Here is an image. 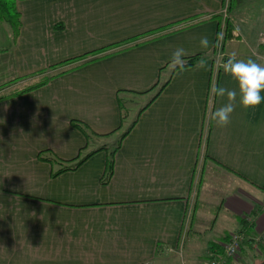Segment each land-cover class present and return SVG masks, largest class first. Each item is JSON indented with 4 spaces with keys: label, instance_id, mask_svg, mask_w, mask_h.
<instances>
[{
    "label": "crops",
    "instance_id": "1",
    "mask_svg": "<svg viewBox=\"0 0 264 264\" xmlns=\"http://www.w3.org/2000/svg\"><path fill=\"white\" fill-rule=\"evenodd\" d=\"M15 6L22 24L16 44L0 21V264H184L189 241L191 264H204L209 244L239 228V219L252 220L254 235L264 232V101L244 110L237 99L226 128L210 120L226 102H213L211 88L235 87L221 63L233 52L264 63V0H17ZM225 6L228 34L218 48ZM193 17L184 29L19 92L50 65ZM204 36L207 49L199 43ZM177 46L186 57L202 55L206 67L170 74ZM118 94L124 105L131 96L151 97L115 152L108 182L101 181L107 151L52 177L60 165L38 153L51 150L66 161L87 153L72 120L97 135L119 134ZM216 177L224 183L213 208L221 236L202 246L208 229L202 223L215 214L205 186ZM263 260L261 244L224 264Z\"/></svg>",
    "mask_w": 264,
    "mask_h": 264
},
{
    "label": "trees",
    "instance_id": "2",
    "mask_svg": "<svg viewBox=\"0 0 264 264\" xmlns=\"http://www.w3.org/2000/svg\"><path fill=\"white\" fill-rule=\"evenodd\" d=\"M16 1L17 0H0V21L8 27L12 44H16L18 37H19V34H20L21 25H22L21 24V15L15 6ZM194 19L195 18L193 17V18L181 20V21L173 23L171 25H168V26L162 27L160 29L154 30L152 32H148V33H145L142 35H137L135 37L129 38V39L124 40L122 42H119L115 45H112L110 47L102 48V49L96 50L94 52L87 53V54H85L79 58L71 59L69 61H65L63 63L56 64L53 66L52 69L45 70V71H39L38 73H36L34 75V77L39 78V79H35L32 83L25 85L22 88V90L20 89L19 92L21 93L24 90L35 89V88H38L40 86H43L52 77L60 75V74L66 72L68 70L81 67L87 63L94 61V60L108 56L111 53L127 50L130 48L136 47V46L140 45L141 43H144V42H147V41H150L153 39H158L160 37L172 34L178 30L184 29L187 26H190L192 24V22L194 21ZM56 28H61V26L56 25ZM227 31H228V28L225 24L224 38H226V36L228 34ZM218 39H219V32L217 35V40ZM185 59L187 60V67H189V66H193V65L197 64L201 59H204V57L202 55H193L190 57H186ZM70 64H72V66H69L70 68H66L64 70L58 69L60 66L70 65ZM47 71L51 72V73H47ZM166 83H167V81L163 82L161 84V86L155 92V94L151 97L149 102H151L159 94L160 90L163 88V86ZM116 99H117V102L119 105L121 119L123 120L126 117V113H125L126 107H125L124 103L122 102V99L119 96V94L117 95ZM136 120H137V118H135L131 122L129 127L122 134L119 135V138L113 147H109V144L107 143V141H104L103 143H98V144L95 143L96 138H105L106 139L110 136L109 134L108 135H97V134L91 132L89 130V128L84 123L77 121V120H72L71 125L74 128H76L77 130H79L84 135V137L86 139V145L82 148V150L90 147L89 151L83 155H78L74 159L66 161V160L59 159L57 156L54 155V153L51 150H44V151H40L38 153V159L42 160V161H46L50 164H59L60 165V167L57 170H55L54 172H52V174H51L52 177H55L63 171L76 170L87 158H89L91 155H93L94 153H96L98 151H107L108 157H107V161H106V170H105L103 179L101 180L102 184H106L108 182V180L110 179L112 173H113L114 154L118 150V148L120 147L122 139L127 135L129 130L135 124ZM252 228H253L252 220H250V219H239V228L234 230V232H238V233H241L243 235V239L241 241L240 251L245 246L252 248V246H253L252 243H254L253 239H252V237L254 236ZM228 237H229V234L225 235L222 240L212 241L209 244L208 249H207L206 254H205L204 264H210L211 260L213 258H215L214 254L225 255L223 248L221 246V243L227 241ZM260 245L261 244H258L257 247H259ZM240 251H239V253H240ZM210 252H212L213 254L210 255ZM229 258L230 257H225L224 263ZM251 264H264V260L260 261L259 263L253 262Z\"/></svg>",
    "mask_w": 264,
    "mask_h": 264
},
{
    "label": "clouds",
    "instance_id": "3",
    "mask_svg": "<svg viewBox=\"0 0 264 264\" xmlns=\"http://www.w3.org/2000/svg\"><path fill=\"white\" fill-rule=\"evenodd\" d=\"M200 47L207 49L210 46V41L207 36L201 37ZM219 46V40L216 45ZM188 55L182 46H177L171 53L168 63L170 74L180 76L187 68ZM206 63L201 59L198 64V69H204ZM223 72L235 84L234 88L225 86H213L211 95L213 102L217 98L225 99L226 102L210 113V120L215 122L217 128H226L231 122L232 113L237 107V99L239 106L244 110L256 109L262 101H264V63L257 62L251 58L237 59L235 52L231 53L226 61L220 65Z\"/></svg>",
    "mask_w": 264,
    "mask_h": 264
},
{
    "label": "rangeland",
    "instance_id": "4",
    "mask_svg": "<svg viewBox=\"0 0 264 264\" xmlns=\"http://www.w3.org/2000/svg\"><path fill=\"white\" fill-rule=\"evenodd\" d=\"M83 55H85V53L77 56L76 58H79V57H81ZM53 66L54 65H50V66L44 68L41 71L52 69ZM35 79H39V78H35ZM32 82H30V83H32ZM150 97L151 96L147 95L146 97H137V98H135V97L131 96V97L128 98V100H127V101H129L128 105H125V107H126V110H125L126 117L123 119L124 121H123V124H122V128L119 130V134H115V135L111 136L110 138H108L106 140L109 143V147H113L116 144V142H117V140L119 138V135L122 134L129 127V125L131 124V122L135 118L136 113L138 112V110L141 107H143L149 101ZM221 181L222 180L220 179L219 182H218V177L213 178V179H209V183L205 186L206 190H205L204 195H205V198H208L206 206L212 208L210 210H211V212H214L215 214H213L211 216V217H214V219L213 218L204 219V223H202V227H205L206 225L208 226V229L202 232V236H201V242H202L201 245L202 246H204L207 243L208 240H217V238H218L217 235L221 236L220 233L219 234L217 233V232H220L221 229L219 231H217L216 228L218 226H220V224L222 223L221 222L222 219H220V216H217V213H218L217 210L213 211V208L215 206L214 205V200L217 197L218 193H221L219 191L224 186V183L221 182ZM196 198H197V195L195 194V201H196ZM215 218H217L216 222H214ZM222 228H227V225H224ZM229 232L232 233V232H234V230L231 228V230H229ZM189 242H191V241H189ZM189 242H186L184 250H183V252H184L183 259H184V262H185L184 264H191L192 255H193V253H195L192 250H190L191 246L189 245ZM196 253H198V251ZM195 257L197 258L198 256L196 255ZM171 264H177V263L174 260V261H171Z\"/></svg>",
    "mask_w": 264,
    "mask_h": 264
},
{
    "label": "built area",
    "instance_id": "5",
    "mask_svg": "<svg viewBox=\"0 0 264 264\" xmlns=\"http://www.w3.org/2000/svg\"><path fill=\"white\" fill-rule=\"evenodd\" d=\"M227 11H228V7L225 6L222 10V17H223V25L220 28V35H219V46L218 48L221 47V42L223 40V36H224V28H225V23L227 21ZM218 55H220L218 53ZM243 239V235L241 233L238 232H232L229 233V237L228 240L225 242L221 243V246L223 248V251L225 253V255H220V254H214L215 258H213L211 260L210 264H223L225 257H230V258H235L238 256L239 251H240V247H241V241ZM253 239V246L257 247L258 244H264V232L258 234V235H254L252 237ZM213 253L210 252V255H212Z\"/></svg>",
    "mask_w": 264,
    "mask_h": 264
}]
</instances>
